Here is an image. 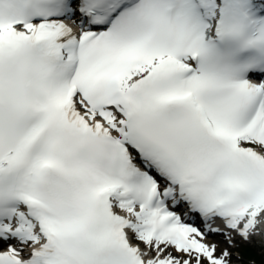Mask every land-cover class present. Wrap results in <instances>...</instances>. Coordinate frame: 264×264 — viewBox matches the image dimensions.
Listing matches in <instances>:
<instances>
[{
    "label": "snow or ice",
    "instance_id": "snow-or-ice-1",
    "mask_svg": "<svg viewBox=\"0 0 264 264\" xmlns=\"http://www.w3.org/2000/svg\"><path fill=\"white\" fill-rule=\"evenodd\" d=\"M238 240L264 253V0H0V264Z\"/></svg>",
    "mask_w": 264,
    "mask_h": 264
},
{
    "label": "rangeland",
    "instance_id": "rangeland-1",
    "mask_svg": "<svg viewBox=\"0 0 264 264\" xmlns=\"http://www.w3.org/2000/svg\"><path fill=\"white\" fill-rule=\"evenodd\" d=\"M253 244L254 245L248 249H251L254 254L253 253L246 254L245 251L247 249L244 250L242 253L236 252L239 254L240 259L237 260L236 253H234V256H233L234 264H253V262L254 264H261L262 259H264V253H262V248L259 242H254Z\"/></svg>",
    "mask_w": 264,
    "mask_h": 264
},
{
    "label": "trees",
    "instance_id": "trees-1",
    "mask_svg": "<svg viewBox=\"0 0 264 264\" xmlns=\"http://www.w3.org/2000/svg\"><path fill=\"white\" fill-rule=\"evenodd\" d=\"M245 253H246V254H252L253 251H252L251 249H247V250L245 251ZM253 254H254V253H253Z\"/></svg>",
    "mask_w": 264,
    "mask_h": 264
}]
</instances>
